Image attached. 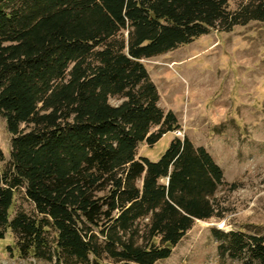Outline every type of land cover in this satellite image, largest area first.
<instances>
[{
	"label": "trees",
	"instance_id": "1",
	"mask_svg": "<svg viewBox=\"0 0 264 264\" xmlns=\"http://www.w3.org/2000/svg\"><path fill=\"white\" fill-rule=\"evenodd\" d=\"M252 22L264 23V0L235 10L229 0H0L7 251L55 264H156L196 221L220 217L227 184L204 147L175 138L158 161L138 157L141 144L180 129L142 61ZM21 193L34 212L13 216ZM214 233L221 256L264 264V234Z\"/></svg>",
	"mask_w": 264,
	"mask_h": 264
},
{
	"label": "rangeland",
	"instance_id": "2",
	"mask_svg": "<svg viewBox=\"0 0 264 264\" xmlns=\"http://www.w3.org/2000/svg\"><path fill=\"white\" fill-rule=\"evenodd\" d=\"M247 1L229 0L230 8ZM142 63L158 89L159 107L176 115L180 129L153 147L141 144L138 157L158 161L175 138L187 137L210 153L227 184L216 194L220 217L196 221L171 257L156 264H243L221 256L223 242L214 232L264 234V23L252 22L229 33L214 30ZM110 102L121 103L116 98ZM11 140L0 116L1 170L9 163ZM232 184L235 190H230ZM19 211L34 212L22 193L16 196L13 216ZM14 243L11 233L0 242V264H55L7 251Z\"/></svg>",
	"mask_w": 264,
	"mask_h": 264
},
{
	"label": "built area",
	"instance_id": "3",
	"mask_svg": "<svg viewBox=\"0 0 264 264\" xmlns=\"http://www.w3.org/2000/svg\"><path fill=\"white\" fill-rule=\"evenodd\" d=\"M180 133V132H179Z\"/></svg>",
	"mask_w": 264,
	"mask_h": 264
}]
</instances>
